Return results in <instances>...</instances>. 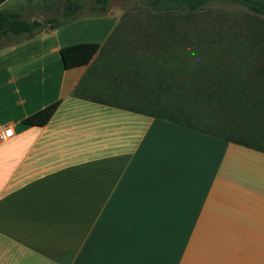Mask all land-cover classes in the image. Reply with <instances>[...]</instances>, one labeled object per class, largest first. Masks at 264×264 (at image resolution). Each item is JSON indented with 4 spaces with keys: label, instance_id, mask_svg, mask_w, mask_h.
<instances>
[{
    "label": "crops",
    "instance_id": "obj_1",
    "mask_svg": "<svg viewBox=\"0 0 264 264\" xmlns=\"http://www.w3.org/2000/svg\"><path fill=\"white\" fill-rule=\"evenodd\" d=\"M10 1L0 11L21 10ZM81 3L0 45V129L14 132L0 141V264H264V153L72 96L124 14L146 10ZM79 44L100 48L65 69L60 50ZM56 102L44 126L21 124Z\"/></svg>",
    "mask_w": 264,
    "mask_h": 264
},
{
    "label": "trees",
    "instance_id": "obj_2",
    "mask_svg": "<svg viewBox=\"0 0 264 264\" xmlns=\"http://www.w3.org/2000/svg\"><path fill=\"white\" fill-rule=\"evenodd\" d=\"M4 1L0 0V4ZM83 1L63 0L62 9L56 11L53 0H42L43 11L54 10L57 14L43 21L24 20L21 11H0V45L4 39L8 41L6 46L16 44L18 36H32L74 20ZM154 1L161 2L159 7L165 11L176 10L177 15L205 3V0ZM108 2L89 0L90 11L102 14ZM257 4L262 9L256 10L262 13L264 3ZM165 11L139 10L137 16L144 14V20L136 13L128 14L132 17L122 20L103 49L108 60L100 62L98 72L96 69L95 73H88L97 76L96 81L86 86L91 90L81 89L80 84L72 96L142 113L264 153V41H252L250 48L239 43L229 54L218 53L215 57L203 50L178 51L173 49L177 44L175 36L169 37L167 33L176 32L179 25L175 23L180 15L175 19ZM129 24L136 37L126 42L120 31ZM157 30L158 36L165 32L166 37L157 38L152 33ZM126 45L128 48L122 49ZM130 46L132 50L128 52ZM99 48L98 44L62 48L63 67L88 64ZM58 104L30 115L21 124L44 126Z\"/></svg>",
    "mask_w": 264,
    "mask_h": 264
},
{
    "label": "rangeland",
    "instance_id": "obj_3",
    "mask_svg": "<svg viewBox=\"0 0 264 264\" xmlns=\"http://www.w3.org/2000/svg\"><path fill=\"white\" fill-rule=\"evenodd\" d=\"M21 13L23 19L26 20H39L43 21L47 17H56L55 11L46 12L43 11L42 0H22ZM57 5V10L60 11L63 0H53ZM264 0H205L201 6L196 9H187L177 15V11H165L164 7H159L161 2H155L154 0H110L108 2L109 7H118L122 13L126 10L132 9H147L153 10L160 8L164 10L167 15H172L175 19L177 16L180 20L178 23V29L176 32H168V36H175L177 42L173 45V49L179 50H203L208 55L212 54L214 57L218 56V53L229 54L230 50L237 46L239 43L246 45V48H250L253 42L261 43L264 41V11L258 12L256 9H262L257 3H264ZM158 3V4H157ZM18 4V0H11L7 4V8L14 7ZM187 6V5H186ZM29 7L31 9H29ZM14 11V12H20ZM54 12V13H53ZM132 13H129V15ZM125 19L128 18V13L124 14ZM166 15V14H165ZM165 15H162L165 17ZM137 16V13H136ZM132 17V16H129ZM140 20H144V14L139 13L137 16ZM178 17V18H179ZM164 20V19H163ZM140 24V21H138ZM130 24L125 30H121L123 33L121 37H125L126 41L129 38H135L136 35L132 33ZM134 32V31H133ZM158 32L154 31V35L157 38L163 39L166 37V33L162 32V35L158 36ZM130 38V39H131ZM253 41V42H252ZM8 41L4 39L1 44H6ZM255 44V43H254ZM128 45L122 47V49L128 48ZM131 49H128V52ZM263 53V52H262ZM196 54L194 53V56ZM248 57V56H247Z\"/></svg>",
    "mask_w": 264,
    "mask_h": 264
},
{
    "label": "built area",
    "instance_id": "obj_4",
    "mask_svg": "<svg viewBox=\"0 0 264 264\" xmlns=\"http://www.w3.org/2000/svg\"><path fill=\"white\" fill-rule=\"evenodd\" d=\"M14 132L13 129L9 126H3L0 129V141L9 139L13 136Z\"/></svg>",
    "mask_w": 264,
    "mask_h": 264
}]
</instances>
